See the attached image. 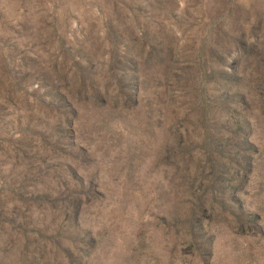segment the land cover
<instances>
[{
  "label": "rangeland",
  "instance_id": "374dc122",
  "mask_svg": "<svg viewBox=\"0 0 264 264\" xmlns=\"http://www.w3.org/2000/svg\"><path fill=\"white\" fill-rule=\"evenodd\" d=\"M0 264H264V0H0Z\"/></svg>",
  "mask_w": 264,
  "mask_h": 264
},
{
  "label": "trees",
  "instance_id": "16d2710c",
  "mask_svg": "<svg viewBox=\"0 0 264 264\" xmlns=\"http://www.w3.org/2000/svg\"><path fill=\"white\" fill-rule=\"evenodd\" d=\"M242 47H243V49L245 50L247 46L243 45ZM226 78H230V77L227 75ZM233 109H234L235 111H237V112L240 111V109L238 110L237 108H233ZM246 162H247V160H246ZM247 163H248V162H247ZM218 166H219V165H218ZM226 166H227V165H226ZM226 166L223 164V167H224L225 169H227Z\"/></svg>",
  "mask_w": 264,
  "mask_h": 264
}]
</instances>
